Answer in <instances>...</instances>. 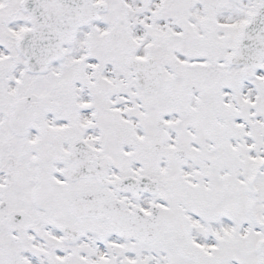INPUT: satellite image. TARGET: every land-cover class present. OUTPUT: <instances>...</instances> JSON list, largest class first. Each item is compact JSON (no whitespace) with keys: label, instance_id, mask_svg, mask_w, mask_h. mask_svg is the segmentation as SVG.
Instances as JSON below:
<instances>
[{"label":"snow or ice","instance_id":"snow-or-ice-1","mask_svg":"<svg viewBox=\"0 0 264 264\" xmlns=\"http://www.w3.org/2000/svg\"><path fill=\"white\" fill-rule=\"evenodd\" d=\"M0 264H264V0H0Z\"/></svg>","mask_w":264,"mask_h":264}]
</instances>
